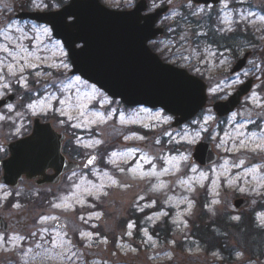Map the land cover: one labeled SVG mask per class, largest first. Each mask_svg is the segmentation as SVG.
<instances>
[{
	"label": "rangeland",
	"instance_id": "obj_1",
	"mask_svg": "<svg viewBox=\"0 0 264 264\" xmlns=\"http://www.w3.org/2000/svg\"><path fill=\"white\" fill-rule=\"evenodd\" d=\"M137 1L102 0L119 10ZM64 3L0 0V97L20 90L0 112V141L19 138L32 117L43 116L71 140L66 152L76 159L97 153L100 162L43 188L29 181L19 189L0 184V216L11 223V231L0 232V264H264V239L256 245L239 238L229 250L220 239L210 241L219 229L249 219L264 238V0L207 7L149 0L150 11L171 7L160 22L165 34L151 48L208 84L210 104L178 128L161 109L125 107L70 76L66 49L48 26L12 20L28 7L57 10ZM185 12L201 24L211 18L226 37L234 34L231 48L217 51L196 42L201 32L190 37L178 25L167 27ZM186 24L184 30L195 31ZM247 51V65L230 75ZM250 78L254 87L242 105L219 118L211 103ZM202 141L220 155L214 165L193 161ZM240 197L251 198L248 211L234 207ZM56 220L67 227H55Z\"/></svg>",
	"mask_w": 264,
	"mask_h": 264
},
{
	"label": "water",
	"instance_id": "obj_2",
	"mask_svg": "<svg viewBox=\"0 0 264 264\" xmlns=\"http://www.w3.org/2000/svg\"><path fill=\"white\" fill-rule=\"evenodd\" d=\"M220 1L193 0L205 5ZM147 9V0H141L130 11L109 9L101 0H71L54 12H23L17 17L51 25L54 36L63 41L70 54L73 74L83 76L125 105L161 107L175 116L173 125L180 126L207 104V84L187 70L164 63L151 51L148 43L164 31L155 25L169 7L143 14ZM80 43L82 46L78 47ZM250 55L246 53L232 73L241 71ZM253 81L254 78L243 83L227 100L214 103L215 112L220 117L232 113L243 96L252 90ZM63 139L64 135L58 134L51 125L36 119L30 136L6 146L11 155L0 162L1 181L18 186L22 177L28 180L39 177L40 185L56 184L67 171L96 164L97 155L91 156L84 165L68 161L61 151ZM218 158L212 145L205 142L197 144L193 153V159L201 165L212 164ZM49 170L54 174L49 175ZM250 204V199L239 198L234 206L248 209ZM55 226L66 227L61 221ZM0 230H8L3 218H0Z\"/></svg>",
	"mask_w": 264,
	"mask_h": 264
},
{
	"label": "trees",
	"instance_id": "obj_3",
	"mask_svg": "<svg viewBox=\"0 0 264 264\" xmlns=\"http://www.w3.org/2000/svg\"><path fill=\"white\" fill-rule=\"evenodd\" d=\"M232 40L233 39L225 40L224 41L222 39H216L215 42H219L218 44H220V45L224 44V46H228V44L230 42H232ZM249 222H251L250 219L246 223H241V222H238V223L235 222L234 223L233 222L234 225L233 226H228L227 230L224 229V228L223 229H219L218 231H220V236L212 237L210 239V241L212 243H216V240L220 239L221 241H223L224 247H226L228 250L229 249H234V247H231V246L228 247V243H230V242H236V241L239 240V238H242V239H246L247 238L249 240L251 238L252 239V242L255 243L256 245L259 244V243H261V241L264 238H262L261 233L260 234L257 233L254 228H251L249 226V224H248ZM217 225H218V223L217 224H214V226H217ZM196 229L197 230H199V229L202 230V232H203L204 235H207L208 234V233H206V231H208L206 227H205V230L206 231H204L203 229H201V227H197V226H196ZM228 230H231V232H230V234L228 236V239H224L223 236L226 237L225 235L227 234ZM219 247L222 248V251L224 252V254H227V251H226V249L223 246H219Z\"/></svg>",
	"mask_w": 264,
	"mask_h": 264
},
{
	"label": "clouds",
	"instance_id": "obj_4",
	"mask_svg": "<svg viewBox=\"0 0 264 264\" xmlns=\"http://www.w3.org/2000/svg\"><path fill=\"white\" fill-rule=\"evenodd\" d=\"M66 3L70 2V0H65Z\"/></svg>",
	"mask_w": 264,
	"mask_h": 264
},
{
	"label": "snow or ice",
	"instance_id": "obj_5",
	"mask_svg": "<svg viewBox=\"0 0 264 264\" xmlns=\"http://www.w3.org/2000/svg\"><path fill=\"white\" fill-rule=\"evenodd\" d=\"M46 31V30H45ZM59 207V205H57Z\"/></svg>",
	"mask_w": 264,
	"mask_h": 264
}]
</instances>
